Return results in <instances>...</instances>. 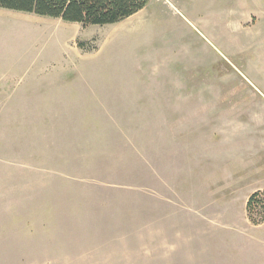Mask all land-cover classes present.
I'll list each match as a JSON object with an SVG mask.
<instances>
[{"label":"rangeland","instance_id":"obj_1","mask_svg":"<svg viewBox=\"0 0 264 264\" xmlns=\"http://www.w3.org/2000/svg\"><path fill=\"white\" fill-rule=\"evenodd\" d=\"M0 78V264H264V0L0 9Z\"/></svg>","mask_w":264,"mask_h":264},{"label":"trees","instance_id":"obj_2","mask_svg":"<svg viewBox=\"0 0 264 264\" xmlns=\"http://www.w3.org/2000/svg\"><path fill=\"white\" fill-rule=\"evenodd\" d=\"M149 0H0V9L38 17L59 19L82 26L117 24L141 11ZM252 225L264 223V191L252 193L246 201Z\"/></svg>","mask_w":264,"mask_h":264},{"label":"crops","instance_id":"obj_3","mask_svg":"<svg viewBox=\"0 0 264 264\" xmlns=\"http://www.w3.org/2000/svg\"><path fill=\"white\" fill-rule=\"evenodd\" d=\"M0 79H6V78H0ZM6 80H8V81H6ZM5 80V83H3V82H0V87H3V86H7L8 85V83H9V79H6ZM5 86V87H6ZM259 249V248H258ZM255 250V252H256V250H257V248L256 249H254ZM254 250H253V252L251 253V252H249V251H252V250H249V251H247L246 253H248V254H250V255H252L253 253H254ZM260 251H264V249H262V248H260ZM245 252H243V251H241V250H238L237 252H233L232 254L234 255V254H236V255H238V257L239 258H237L238 260H237V262L238 263H233V264H241V263H239V262H241V260H243V258H241L242 257V255H244V254H246ZM254 259V258H253ZM253 259H251V261H252V264H263L262 263V261H260L259 263H257L255 260V262H253ZM243 264V263H242Z\"/></svg>","mask_w":264,"mask_h":264}]
</instances>
